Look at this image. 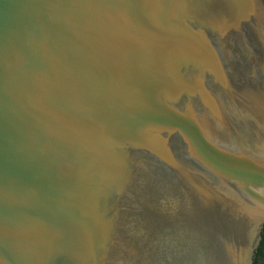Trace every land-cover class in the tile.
<instances>
[{"label":"water","instance_id":"obj_1","mask_svg":"<svg viewBox=\"0 0 264 264\" xmlns=\"http://www.w3.org/2000/svg\"><path fill=\"white\" fill-rule=\"evenodd\" d=\"M264 0H0V264H255Z\"/></svg>","mask_w":264,"mask_h":264},{"label":"trees","instance_id":"obj_2","mask_svg":"<svg viewBox=\"0 0 264 264\" xmlns=\"http://www.w3.org/2000/svg\"><path fill=\"white\" fill-rule=\"evenodd\" d=\"M255 264H264V229L262 232V240L256 253Z\"/></svg>","mask_w":264,"mask_h":264}]
</instances>
